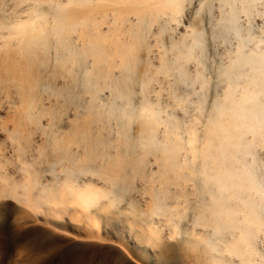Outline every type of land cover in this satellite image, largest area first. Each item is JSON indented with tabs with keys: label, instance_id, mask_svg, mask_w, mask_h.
Returning <instances> with one entry per match:
<instances>
[{
	"label": "bare ground",
	"instance_id": "1",
	"mask_svg": "<svg viewBox=\"0 0 264 264\" xmlns=\"http://www.w3.org/2000/svg\"><path fill=\"white\" fill-rule=\"evenodd\" d=\"M35 1L37 4L41 3V0ZM43 1L45 2L46 0ZM50 2L49 0L48 3ZM50 5L53 4L51 3ZM49 7L50 8L47 7L48 10L46 9L47 11L44 9L45 12H34L35 14L33 16L31 15L29 19H18L7 25L6 29L8 35L4 38L5 41H3V46L1 47L3 51L0 50L4 53L3 56L2 52L0 55V58L2 56L0 60L3 62L4 70H9L11 73H20L21 76L23 74L29 76V73L32 74L31 72L37 70L34 66L39 65V63L43 64L42 61L46 62L49 58L47 51L53 44L55 47L54 51L56 48H59L58 51L60 54L58 51L54 54V59L56 58L55 61L57 62L60 61L63 63L67 61L78 63L80 59L81 62L85 60V63L89 61V64H87L85 68L83 67L82 75H78V78L80 77L79 79L84 83L80 85L83 86L90 95L94 94V96L91 97L92 99L95 95L99 97L100 92L98 93V90L102 92V88H107L109 90L108 94L111 95V99L109 98L107 103L103 102V99L102 102L106 104V106H101L106 107V112H103L106 113L107 116L109 115L116 119H121H119V121H122V123L120 127H117L116 134H118L119 143L123 142L126 147L125 152L124 150L122 151L124 148L121 149V151L124 152L123 155H116L114 159L113 156L115 155H113L112 161L109 160L108 157L110 155L106 150V155L109 156L105 158L104 162H108L106 161L108 158L110 165L104 163V165L106 164L107 166L105 168L103 165L105 169L101 171L102 160H104V158L100 156V153L101 150L104 153V149H101L100 152L95 151L98 149V146H100L97 144L98 140L97 143L90 144V142H88L89 140L87 139V141L84 139L85 137H83L86 129L84 131L82 128L86 127L83 126L81 128L79 126H74V129L69 131L73 136L66 132V134H68L67 139L66 137L64 139L61 138V142H59L60 139L57 141V138L55 140L57 143L53 140L54 143H56L55 145L60 147H54L56 150L63 149V152H60L62 150L58 151L61 154V159L64 157L62 156L64 151L67 153V155L65 154L66 156L70 154L72 157L70 145H72L71 139L74 137V139L79 141L82 145H80L81 147L85 145L87 149L85 150L86 152L90 150L88 152L92 153L91 149H94L92 154L99 152V154L96 155H98L97 159L99 156L102 158V163L99 161L100 163L98 164L100 165V169L96 166L97 164L93 162L94 159L96 160V157L94 158L96 155H91L88 152L85 154V147L82 149L84 155H82L81 159H78L79 162L81 161L80 163L75 161L77 158L74 159L70 156H68L70 159L66 156V158H64H68L67 160L69 161L73 160L71 163V166H75V168L73 166V170L78 171L79 168H81V170L83 168V172V160L91 157L90 159L92 160L89 159V162L85 160V162L87 161L86 163L93 164V167L94 165L98 167L97 169H99L101 173H105L104 176L109 180L111 185L114 186H112L113 188L111 187L110 199L107 201L109 205H113L114 201L116 202V200L123 199L128 193L131 187L128 184L131 185L130 182L133 181H130L131 177L133 176L135 178L137 175H140L138 173L141 170L142 173L144 172L143 166L147 155L151 153L153 155L155 154L156 157L158 156L157 159H159L160 162V170L159 172L157 171L161 177L160 185L145 191V193H147V203L145 208L146 211L144 210L148 217V221H150L151 234L158 235L161 233V226L163 225V227H168L173 237L175 235H180L176 236L178 239L174 237V239L179 242L175 243L176 245L174 244V247H176L177 244H181L187 251L192 264H264V167L262 169L259 168L260 162L264 161V0H66L63 4L59 2V5L57 4L55 7ZM52 8L53 10L51 12ZM39 9L41 8L36 10ZM107 11L110 13L111 18L109 14L108 17L106 16ZM130 14L135 18L134 23L130 24L132 21H130L128 17V31L127 28L121 29L123 21L125 22L127 15ZM181 15H184L185 18L187 17V24L184 28V32L186 33L183 32V34H180L182 36L180 37L179 35L177 37H180L179 39H173L174 41L171 42L168 41L170 43L168 44V50L171 51L172 59L169 57L170 59H167L169 60L168 62L164 60L161 61L158 58L161 64L159 63V68L155 69L160 70L158 74H162V71L167 72L168 77L172 76L173 83L180 85L184 83L185 88L187 87L186 85H197L198 90H196V92L192 91L197 93V97L195 100L193 99L194 97L191 99L192 103H195V108L194 106L191 108L199 109L203 107L205 99L204 96L207 87L205 88L204 79L201 77L202 75L200 76V74L204 73L202 68L205 66L204 61L207 58L205 56V50L207 52L208 50L206 48L208 47L205 41L210 40L215 44H224V49L222 50L224 51L222 52L223 62L218 64V66L216 64L217 67H215L216 71L214 76L215 84L219 85L216 87V90L218 91L220 88L218 91L219 94L212 96L213 99L209 104L211 115L209 120L207 119L208 121L204 122L205 127L202 125L204 129L202 130V135L200 134L201 137H199V141V138H197L198 133L195 135V131L190 129L193 125L191 121L190 123L192 125L189 123L190 127L188 129L183 131L179 128V130L181 129V131L184 132L182 133V135L184 134L182 138V135H179L181 131H177L178 126L181 127V125L177 126L179 118L177 120L172 117L177 120V123L171 121V117V119L165 118L168 116L167 113L164 112L167 110V105H162L164 100L161 101L160 97L158 99L161 92H159V94L157 93V99L152 101L156 104L155 101L158 102L159 100L161 103L159 102L157 104L159 106L161 104L162 107L165 106L163 107L166 108L164 111L163 109L159 111L158 109L160 107H155L152 101L145 99L148 98L151 90L148 89V91L145 90V88L148 87V84L151 82L152 84L157 83L158 78H155V81H157L153 82L155 77L154 73L152 75L153 80L146 84L147 80L143 78V75L150 80L152 70L148 67H143L148 68V70L144 69V72L146 71L149 73V71H151L149 77H147L144 72L143 75L138 74L140 70L139 72L137 70L140 64L142 66V62L139 64L141 56H139V53L142 54L141 50L144 49L143 44L145 35L149 37V31L152 30L151 27L155 26L156 28L154 31L155 45L162 51L163 47L159 48L157 44L161 42L160 46H162V43H166L164 38H162L163 40L161 39L162 33L165 32L167 28L172 29L170 25L172 22L178 24ZM107 18L108 21L110 19L109 25L104 23L107 21L105 20ZM104 24L107 27L105 30H101ZM186 28L188 30H186ZM123 29H125V32L127 31L126 34ZM173 30L174 29H172V31ZM71 32H76L77 38L81 41L80 48H77V51H75L73 46V50L68 46L70 43L68 41L69 39L67 40V36H69ZM152 32H150V34ZM74 33L73 35H75ZM122 34H124V36L126 35V37H121ZM164 34L165 33H163V36H165ZM185 34H188V37ZM49 37H52V39L50 40ZM184 38L189 39L185 40ZM71 41L70 38V42ZM146 43L147 42H145V45L148 46ZM77 44L78 42L76 45ZM71 45H73V42ZM164 47V54L166 56L169 53H165V49L167 48L166 46ZM158 52L160 51L158 50ZM148 57L149 56H147V58ZM164 57L161 56L160 58L163 59ZM149 58L151 59L152 57ZM150 59H145L147 61L146 64L151 65L152 62ZM192 62L194 64L193 67H195L194 75L188 77L192 75V71L190 73L187 66L186 70L188 68L187 71L189 74L186 75L185 64L187 63L190 65ZM67 64L68 63H66V65ZM110 67L112 69L117 68L119 74V76H117L120 80H116L115 78H118L116 76L114 79L110 78V74L107 76L108 74H106V71H110ZM155 67H158V65ZM208 67L211 68L210 65ZM208 67L205 66V69L207 68L206 70H208ZM139 75L142 76L140 77V81L138 80ZM203 75L204 77L206 76L205 74ZM209 75L208 77L211 80V74ZM142 78L145 81H142ZM205 81H207V79ZM169 82L171 81H168V84L172 83ZM136 83L138 87L134 88L138 89V93H140L141 96L139 95L140 97H137V100H133L136 96V93H134V95L132 94L133 86H136ZM161 84L162 83H160V85ZM175 84L171 86H175ZM30 87V92H34L32 91V86ZM151 87L154 89L153 86ZM180 88L179 90H181ZM137 89L134 90L137 91ZM160 89H162L161 86ZM170 89L168 88V91L172 94V91L176 88H172V91H170ZM189 89L188 91H190ZM182 90L181 92L185 90L187 92V88L184 89V91ZM145 91L149 92L148 95H146ZM144 92L145 98L143 96ZM192 92L191 94L190 92L189 94L186 93L188 96L182 94V96H186L185 101L186 99L188 101L189 96H193L194 93ZM173 93L174 95L177 94L175 91H173ZM179 94L181 95V93ZM131 95L134 97H131ZM182 96L177 99V101L175 100V103L177 102L176 105L178 106H184L183 108H186V112H188L187 110L190 109H188V105L187 107L185 106L186 104L183 105L185 102H183L184 97ZM31 97H33V95ZM175 97L176 95L174 98ZM24 98L27 105L25 103V107L23 108L27 110H24L25 116L23 115V121L24 118L26 121V116L28 121H31V117L29 116L31 113L28 110L31 109L32 106L29 109L28 107L33 100L28 104L29 101H27L26 97ZM27 98L29 97L27 96ZM67 98L69 99L70 97ZM171 98L172 101L174 98ZM153 99H155V97ZM93 101L94 100L91 102ZM206 103H208V101H206ZM174 106L173 108L171 107V109H177V106ZM207 107L208 105H206V109ZM178 108L180 109V107ZM180 110H182V107ZM191 110L193 112V109ZM182 111L184 113V110ZM200 111L202 112V110ZM160 112L164 113L165 117L161 118ZM170 112L172 113V110ZM171 113L169 115H171ZM85 114L87 113L85 112ZM21 117L22 114L20 119ZM34 117L35 116H33L32 119H34ZM133 117L137 118V133H135L134 138H132V134L129 135L128 129L132 126L129 125V123L132 121ZM193 118L195 117L193 116ZM134 121L136 122V120ZM134 121L130 124H133ZM193 123H195L196 130V128H198L196 126L197 122L194 121ZM20 124H17V126H20ZM186 124H184L185 128L189 125L188 122ZM160 126L162 130L158 128ZM191 128H193V126ZM76 129H78V132L74 134L73 131H76ZM158 129L161 130L162 134H159L161 135L160 139L156 138L158 137L156 135ZM87 133L88 132L85 133V136L88 138L89 135L87 136ZM79 134L82 135L80 136L81 138L83 137L82 139L80 137L76 139V136H79ZM80 139L82 141L83 139L84 141L86 140L84 142L86 144L82 143ZM87 144L91 149L87 148ZM67 146L69 148H67ZM67 149L70 151L66 152ZM117 153H119V151ZM88 154H90V157ZM134 155L135 158H133ZM78 164L79 167H76ZM87 165H85L86 169L87 167L89 169L87 173L91 172L92 174V166ZM122 165H125V168L131 170L129 173L130 175L127 173L129 177H126L127 174H125V176L123 172H120V170L124 171L122 170ZM70 169L72 170V168ZM95 170L96 169H94V171ZM77 171H73V173H75L72 174L73 177L76 175ZM82 172L80 171L78 174H82ZM126 172L129 171L127 170ZM71 173H69V179ZM93 173L95 174V172ZM31 181H33V179ZM187 181L190 182L191 185L188 188L182 187V184ZM64 185L68 186L71 184ZM185 185L187 186L186 183L184 186ZM32 186H34V183ZM169 186H173V188L171 189ZM74 188L72 187V189ZM70 194H73L71 199L73 198L78 205L80 204L85 209L95 204L102 197L107 196V193H105L102 188L100 189V187L98 188L88 183L82 188H75V190H71L70 188ZM67 195L69 196V194ZM155 217H159V219ZM159 222L163 224L161 226H159L161 223L159 225L156 224ZM57 239V236L52 237V241H56ZM174 247L173 249H175ZM169 258V260L174 258L173 254ZM172 261L174 260H171L169 263Z\"/></svg>",
	"mask_w": 264,
	"mask_h": 264
},
{
	"label": "rangeland",
	"instance_id": "2",
	"mask_svg": "<svg viewBox=\"0 0 264 264\" xmlns=\"http://www.w3.org/2000/svg\"><path fill=\"white\" fill-rule=\"evenodd\" d=\"M42 1L43 0H41V3L37 4L35 0L34 1L33 0H0V50L3 49L1 47L3 46V41H5L4 38H6L8 35L6 27L10 22L16 21L18 19H21V20L29 19L31 18V15L33 16L35 13H37V11L45 12L44 9L48 10V8H50L49 6L55 7L57 4L59 5V2L63 4L65 3L66 0H50L51 1L50 3H48L49 0H46L45 2L43 1L44 3ZM51 3L53 5H50ZM38 8H41V9L36 10ZM52 10L53 8L51 9V12ZM106 13H107L106 16L108 17V14L110 15V13L108 11ZM130 15H127L125 22L123 21L124 25L122 24L121 29L127 28V26H129L128 17L130 21H132L130 22V24L134 23L135 18L133 15L131 16ZM110 18H111V15H110ZM180 18H179L180 22L178 21V24L177 23L175 24L173 22H172L173 24L172 23L170 24L172 26V29H174L173 31L171 28H167V30L163 32L165 33L164 34L165 36H163V33H162L161 39L164 38V41L166 43L165 44L162 43V46H160L161 42L157 43L159 45V48L163 47L162 51L158 49L157 45H155L154 31L156 28L155 26H152L153 28L151 27L152 30L149 31V37L148 36L146 37L145 35V39H144L145 41L143 44L144 49L142 48L143 50H141L142 54L139 53V56L141 55L139 64L142 62V66L140 64L138 66L139 69L137 70L138 72L140 70V73H138L140 75L141 74L143 75L144 69L148 70L149 68L150 70H152V74L150 75L151 77L150 80H148L149 78H146L144 77L145 75H143V78L147 80L146 84H148V82L150 83L153 80L152 75L155 73L153 82H156L158 80L157 81L158 84L157 83L152 84L151 82L150 84L152 85L148 84L149 88L148 87L145 88V90L151 89L150 93L153 92L150 94L148 92L149 90L145 91L146 95H148L149 93L148 98H150V96L151 98L150 99L145 98L146 97L145 92L143 93V96L145 99L152 101V100H156L157 95L159 94V92H161L160 93L161 95L158 96V99L160 97L161 101L164 100L162 102V105H165V106L167 105V110L166 108H163L165 106L162 107L161 104L160 106L157 104L160 102L159 100L158 102L155 101L156 104H154L152 101V104H154L155 107L157 106L160 107L158 109L159 111L161 109H163V111L166 110L164 112H166L168 116L165 117V114L162 113L163 112L162 111L160 112L161 113L160 117L161 118L165 117L167 119L170 117L171 118L174 117L177 120L179 118L178 123L176 122L177 120H175L174 118H172L171 120L174 123L176 122L177 126L181 125V127L178 126L177 131H181V129L183 131L185 129H188L190 127V124L192 123L193 125L192 124L191 125L193 126V128H191L192 127L191 126L190 129L195 131V135H197L198 133L197 138H199L201 137L202 130L205 127L204 122L208 121L211 115V111H209V104L211 100L213 99L212 96L219 94L218 91L220 90V88L218 89V91L216 90V87H218L219 85L215 84L214 76H215V71H216L215 67H217L218 64L223 62L222 52L224 51L222 50L224 49V44L223 43L215 44V43H212L210 40L205 41V43L206 42L208 43L209 41L208 44L206 43V46L208 47L206 49L209 52L208 51L206 52L205 50V56L207 58L205 59L204 64L206 67L210 65L212 69L208 67V70L210 69L208 71L206 70L207 68L205 69V66H203L202 70L204 73L201 72L202 74H200V76L202 75L201 77L204 79L205 88L207 87L206 92H205V96L207 97L204 96L205 98L204 103H203L204 108L203 107L199 108L200 110H202L201 112L199 109H194L195 103H192L191 101L193 97H194L193 98L194 100L197 97L196 95L197 93H194L196 92V90H198L197 85L195 84L186 85L187 86L186 87L187 92H186V90L184 91V89H186L184 83L181 85L175 84L173 83L172 76H169L171 78L170 80V78L167 75L168 74L167 72L162 71V74H158L160 70L155 69V68H159L161 61L164 60V61L169 62V60H167V59H170L169 57H171L172 59L171 51L168 50L169 48L168 44H170L169 42L174 41L175 39H179L182 36L180 34H183L185 25L187 24V21H186L187 17L185 18L184 15H181ZM105 20L107 21L104 23H107V25H109L110 19L109 21H108V18ZM106 27L107 26H105L104 24L101 30H105ZM128 29L129 27L127 28V31ZM186 30L188 29L186 28ZM123 31L125 32V29H123ZM127 31L125 32V34L127 33ZM150 32H152L151 34L153 36L150 34ZM71 33H69V36H67V40L69 39L68 41L70 43V45L68 44V46L71 47L70 49L72 50L74 47L75 51H77L76 49L80 48L81 41L79 40V38H77L76 32L75 33L73 32L75 35ZM179 35L180 37L177 38ZM185 35L188 37V34H185ZM122 36H124V34H122L121 37ZM69 37L72 40L71 42H70ZM124 37H126V35ZM49 38L50 40L52 39V37H49ZM184 39L188 40L189 38L187 39L184 38ZM72 42H73V45H71ZM75 42L76 43L78 42V44L76 45ZM145 42H147L146 44H148V46L145 45ZM164 46H166L167 48L165 49V53L166 52L169 53L166 55L167 57L164 54V48H165ZM54 48L55 47L53 44L52 47H50V49L47 51V55L49 54L48 55L49 58L46 60V62L42 61L43 64L39 63V65H37L38 67L34 66V68L37 69V70H34L35 74L34 72H31L32 74L29 73V76L25 74L21 76L20 73H18L23 79L17 73L13 72L14 73L13 74L9 70L5 71L3 68V62H1L0 60V70H1L0 71V75H1L0 76V165H1L0 166V264H192L191 260L189 259V255L187 251L182 247L181 244L179 245L177 244V246L174 247L176 245L175 243H179L177 242V240H175V239H178V237L176 238V236H180V235H175L174 236L175 239H174L173 235L170 234L168 227L167 226L163 227L162 225L163 223L161 222L156 223L158 225L161 223L159 225V226L162 225L161 233H159L158 235L157 234L153 235V233L151 234L150 232V221H148L147 219L148 217L145 212L146 203H147V193H145V191H147L150 188H156L157 186L160 185L161 177L158 173L160 170V162H159V159H157L158 156L156 157V155L155 154L153 155L152 153L147 155L145 159L146 161L143 166L144 172L142 173V170H141L138 173L140 175H137V176L134 175L136 176L135 178L131 175L132 177L130 181L131 180L133 181L131 182L129 181L131 185L130 184L128 185L131 186L132 188L130 187L126 196L121 200H118V201L116 200V202L114 201L113 205H109L107 203L108 199H110L109 198L111 195L110 192L114 186L111 185L109 180L104 176L105 173L103 174L101 173V171H103V169L106 168L107 166L106 164L110 165L109 160L112 161L114 158H116V155L122 156L123 153L125 152L126 147L124 146L123 142L119 143L120 141L118 138V134H116L117 127L121 126L122 121H119L120 118L116 119L112 116H109V115L107 116V114L104 113L106 112V107H105L106 104H104L103 102L107 103V100L109 98L111 99L110 97L111 95L108 94L109 90L107 88L106 89L102 88L103 92L98 90V93L100 92L99 97H96L95 95V97L92 99L91 97L94 96V94L90 95L84 89V87L81 86L80 83L78 82L80 78V77L78 78V75L79 76L82 75L83 73L82 69L83 67L85 68L87 64H89V61L87 60L88 62L85 63L84 62L85 60H83L82 61L83 63H82L80 59L78 63L65 61L63 62L64 63L63 64L60 61L57 62L55 61L56 58L54 59L55 57L54 54H56V51H58L59 48H56L55 51H54ZM158 50L160 52H158ZM2 51H0V55ZM3 54L4 53L2 52V56ZM159 55H161L162 57L164 56L165 57L161 59L160 58L161 56ZM147 56L152 57L151 58L152 60L149 57L147 58ZM158 58L161 61H159ZM145 59L146 60L150 59V61L153 64L152 63L151 65L146 64L147 61ZM66 63H68L67 64L68 66L66 65ZM187 63L185 64V70H186V67L188 66L189 70L188 68L187 70L190 73L192 71V75L190 74L191 76H188V77H192L195 71V67H193L194 64L193 62L192 64L190 63V65ZM154 65L155 66L158 65V67H155ZM144 66L148 68H143ZM111 67H110L111 72L108 70L106 71V74H108L107 76H109L110 74L109 77L114 79L115 76L118 77L119 74H118L117 68L112 69ZM187 70H186L187 73L185 72L186 75L189 74ZM78 72L81 74H79ZM150 72L151 71H149V73ZM144 73H146V76L149 77L148 72L145 71ZM16 74H17L16 76L17 78L15 77ZM203 74H205L206 76L204 77ZM209 74H211V80L209 79L210 77ZM140 75L138 76L139 81L141 80L140 77H142ZM143 78H142V81L144 80ZM155 78L156 79L158 78V79L155 81ZM205 78L207 79V81H205L206 80ZM115 79L118 80L119 77ZM168 81H171L172 83L169 82L171 84H168ZM160 83L162 84L160 85ZM174 84L175 86H171ZM135 85L136 86H133L132 94L134 95V93H136L135 94L136 98L133 95H131V97H134V99L132 98L133 100H137L141 96V94L138 93V89L134 88V87H138L137 83ZM30 86H32V91H34L35 93L30 92V88H31ZM151 86H153L155 90L152 89ZM160 86L162 89H160ZM171 87L173 89L176 88L173 90L175 91V93H177L175 94L176 99L174 98L175 95ZM168 88L169 89L171 88L170 91H172V94H170L171 92L169 93ZM179 88L181 90L183 89L182 91H184L185 93L181 92ZM134 89L135 90L137 89V91H135ZM188 89L190 91H188ZM28 91L30 92V94L33 93L32 94L33 97H31L32 95H30ZM189 92L190 94L191 92L194 94L192 97L190 96L188 97V101L187 99L185 101V97L188 96L186 93L189 94ZM25 93L27 94L29 98H27ZM154 93L156 94V96ZM179 93H181V95ZM182 94H186V96L185 95L182 96ZM181 96L184 97L183 102L185 103H183V105L186 104L185 105L186 107L188 105V109H190V110H187L188 112H186V108H183L184 106H178L176 105L177 102L175 103V100L177 101V99H179ZM24 97H26L27 101H29L28 104H30V102L33 100L31 105L29 107L27 106L28 109L32 106L31 109L28 110L31 113L29 115L31 117V121H28L27 116H26L27 122L25 121V118L23 121V117L25 116L24 110H27L23 108L25 107V103H26ZM67 97H70V98L68 99ZM154 97L155 99H153ZM171 97L174 98L173 99L174 101L173 100L171 101L172 99ZM92 100H94L96 104L94 101L91 102ZM165 101H166V104H165ZM170 101L171 103L169 104ZM206 101H208V103H206ZM23 103H24V106H23ZM91 105L93 108L91 107ZM101 105H105V106H101ZM174 105L177 106V109L174 108L175 110L171 109V107L173 108ZM206 105H208L207 109H206ZM193 106L194 108H191ZM178 107H180V109L182 107V110H184V113ZM191 109H193V112ZM169 110L170 111L172 110V113ZM18 112H19V115H18ZM20 112L22 114L21 119H20V116H21ZM85 112L87 114H85ZM169 112L171 113V115H169L170 114ZM187 113H190V114H187ZM33 116H35L34 119H32ZM193 116L196 119L193 118ZM16 117H18L19 120ZM134 118L136 117H133L130 123H132L134 120H136V122L134 121L133 123L134 125L129 123V125H132V126L131 127L129 126L130 128H128L129 135L132 134L131 135L133 136L132 138H134L135 133H137L136 131L137 130L136 128L137 118L136 119ZM193 119L194 121L197 122L196 126L198 128H196V130H195V123H193L194 122ZM187 122L188 124L189 123L190 124L186 126L185 128L184 124H186ZM17 124L18 125L20 124V126H17ZM74 126H79L81 128L83 126L86 127L82 129H84V131L86 129V132L90 134L87 133V136L89 135V137L87 138L85 136V133H86L85 132L83 137H85L84 139L86 140L88 139L89 141L88 140L87 141L90 142V144L97 143V140H98L97 144L100 146H98V149L95 151L100 152L101 149H104V153L102 150L100 153V156L104 158V160H102L100 156L97 159L98 155L96 154H99V152L98 153L96 152V154L95 153L92 154L94 149H91V147L89 148L87 144V148L91 149L92 153L88 152L90 150H88L87 152L90 153L91 155H96L94 156V158L96 157V160L93 158L94 159L93 162L97 164L96 166L99 167L100 165L98 164L102 160L103 163L101 162L102 163L101 169L99 167L101 171L97 169L98 167H95V165H94L95 167L94 168L92 166L93 164L91 165L90 163H86L91 158L90 154H88L90 158L84 159L83 160L84 162H82L84 163L83 172H82L83 168L82 170L81 168L79 169L76 168L78 169V171L73 170L74 165L71 166L72 165L71 163L73 160H70L71 162L67 160L68 158L70 159L71 155L70 154L68 155L70 157L66 156L67 153H65V151L62 156L64 157L66 156L68 158L65 159L66 157L65 158L62 157L63 159H61L60 152H63V149H60L62 151L58 149L56 150L57 147L58 148L60 147L56 146L55 144L57 143L59 139H60L59 142H61V138L64 139L66 137L67 139L68 134H66V132L69 133L70 130L74 129ZM158 128L162 130L161 126ZM179 128L181 129L179 130ZM159 129L157 130V134L155 133L158 136L156 137L157 139L158 138L160 139L162 135L161 130ZM77 130L78 129H76V131H73V133L76 134L75 132H78ZM183 131H181V133L179 132V135L180 134L182 135V133H184ZM69 134H71V132ZM80 136L82 135L79 134V136H76V139L77 137H80ZM183 137H184V134L182 135V138ZM74 138L71 139L72 141V145H70L71 151L67 149L66 152L70 151L72 154V157L74 159L77 158L75 161L79 162L78 159L82 158V155H84L83 154L84 152L85 154L87 153L85 151L87 149L85 145H83L85 148L81 147L82 145L79 143V141H76ZM56 139L57 141H55ZM84 139L83 141L81 140L82 143L86 141V140L84 141ZM53 140L56 143H54ZM199 140L200 138L198 139V141ZM75 141L76 143H79V144H76ZM105 141H106V144H105ZM67 148L69 147L67 146ZM83 148H84V152L82 151ZM121 149L122 151L124 150V152H122ZM106 150L108 151L110 156L106 155L107 153ZM118 151L119 153H117ZM112 156H113V159H112ZM106 157L109 158V160L108 158L106 160L109 163L104 162ZM133 158H135V155ZM85 160L87 161L85 162ZM158 162H159V166H158ZM104 163L106 164L104 165ZM87 164L92 166V170H93L92 174L91 172L87 173V170H89L88 167L86 169L85 165ZM103 165L105 166V168H103ZM125 165H122L123 166L122 170L124 171L120 170V172L121 173L123 172L124 175L127 173L129 174L131 171L130 169L125 168ZM76 167H79V164ZM263 167H264V161H261L259 164V168L262 169ZM70 168H72V170ZM93 168L96 170L94 171ZM124 168L127 169L129 172H126L127 170H125ZM67 170H71L72 173L71 171H67ZM79 170L82 172V174L79 173L80 175L78 174V172H80ZM73 171L74 172L77 171L74 177L72 175V174H75L73 173ZM97 171L99 172V174ZM93 172H95V174ZM69 173H71L70 179H69ZM128 174L127 176L126 175L125 176L129 177L130 174L129 175ZM32 179L33 181H31ZM65 179L68 182H66ZM31 182L34 183V186H32L33 183ZM87 183L91 185L93 184V186L98 187V188L100 187V189L102 188V190L105 191V193H107V196L102 197L101 199L97 201L98 203L96 202L95 204L91 205L89 208L85 209L80 204L79 206L78 203H76V201L73 198L71 199V197H73V194H70V188L71 190H75V188L76 189L82 188ZM185 183L187 184V186L186 185L184 186ZM64 184H67V185L71 184L72 186L71 185L66 186ZM184 184H182V187L184 188H188L191 185V183L188 181L184 182ZM72 187L73 188L75 187V188L72 189ZM169 187L171 189L173 188V186L172 187L169 186ZM66 193L69 194V196ZM155 218L159 219V217H155ZM51 236L52 237L57 236L58 239L56 241H52ZM173 247L175 249H173ZM172 254L174 258H172L171 260H174V261L169 263L171 261L169 260L170 259L169 257Z\"/></svg>",
	"mask_w": 264,
	"mask_h": 264
},
{
	"label": "water",
	"instance_id": "3",
	"mask_svg": "<svg viewBox=\"0 0 264 264\" xmlns=\"http://www.w3.org/2000/svg\"><path fill=\"white\" fill-rule=\"evenodd\" d=\"M78 82H79L80 84H82V85L84 84L83 81H82L81 79H79Z\"/></svg>",
	"mask_w": 264,
	"mask_h": 264
}]
</instances>
